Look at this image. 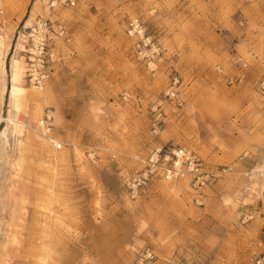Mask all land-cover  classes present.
<instances>
[{"label":"rangeland","instance_id":"rangeland-1","mask_svg":"<svg viewBox=\"0 0 264 264\" xmlns=\"http://www.w3.org/2000/svg\"><path fill=\"white\" fill-rule=\"evenodd\" d=\"M52 1L32 23L58 19L72 42L58 44L37 119L48 114L63 145L37 137L25 78L26 115L10 116L8 95L0 96V264H37L44 248L47 264H137L147 249L182 264H250L264 250V199L256 188L240 196L237 175L199 195L179 180L131 197L122 180L138 156L164 144H184L211 164L243 158L264 167V96L256 88L264 0ZM38 2L0 0V37L10 35L5 83ZM133 17L163 47L154 77L131 55ZM241 61L244 81L227 84Z\"/></svg>","mask_w":264,"mask_h":264},{"label":"built area","instance_id":"built-area-1","mask_svg":"<svg viewBox=\"0 0 264 264\" xmlns=\"http://www.w3.org/2000/svg\"><path fill=\"white\" fill-rule=\"evenodd\" d=\"M74 6L76 0H53L55 5ZM126 34L132 40L131 55L140 63L151 77H154L164 63V52L161 43L149 34L144 23L138 18H130L126 24ZM26 42L24 50L25 82L35 87L43 86L52 76L54 66L58 62V44L69 45L72 35L67 27L58 19L37 17L25 31ZM235 76H226L229 85L244 81L247 64L240 62ZM216 70L221 72V68ZM257 91L264 96V75L256 83ZM126 99V95L122 96ZM40 125L51 135L52 124L50 116L44 114ZM52 139H54L51 136ZM55 140V139H54ZM55 149H60L62 143L50 142ZM138 167L123 177L122 185L131 197L141 196L161 182H176L186 180L192 193L199 195L216 181L226 175H237L240 180L239 194L245 196L253 188L259 190L264 199V167L243 158L227 164H211L184 144H164L150 149L145 155L138 156ZM250 264H264V250L253 256ZM137 264H182L175 257L158 258L149 249L139 254Z\"/></svg>","mask_w":264,"mask_h":264},{"label":"bare ground","instance_id":"bare-ground-1","mask_svg":"<svg viewBox=\"0 0 264 264\" xmlns=\"http://www.w3.org/2000/svg\"><path fill=\"white\" fill-rule=\"evenodd\" d=\"M47 0H41L38 4H34L29 12V16L26 20V27L32 24L33 19L38 14H44L48 12V6H46ZM7 35L0 37V96L8 95L7 98V109L8 114L13 117L17 116L19 113L26 115L28 100L27 95L29 93L27 87L24 84V75H25V60L23 55H19V52L24 50V43L26 42V35L23 32H20L17 40L15 42V47L13 54L10 59L9 74H8V83H5V68H4V56L6 53V41ZM32 86V85H31ZM34 87L30 93L32 101L33 113L29 117L31 119V124L38 135L37 137L44 141V144L48 142H54L55 140L51 138L46 132L44 126L39 123L41 120L37 116H40L43 113L42 99H43V87ZM29 98V97H28ZM30 106V105H29ZM9 120V119H8ZM27 138V136H26ZM21 143V142H20ZM21 144H18L20 146ZM23 145V144H22ZM50 146V145H49ZM50 154L55 156L59 153L54 150H49ZM79 156V154L77 155ZM45 234V233H44ZM45 236V235H44ZM49 257V250L44 248V251L39 255L37 264H47V259Z\"/></svg>","mask_w":264,"mask_h":264},{"label":"crops","instance_id":"crops-1","mask_svg":"<svg viewBox=\"0 0 264 264\" xmlns=\"http://www.w3.org/2000/svg\"><path fill=\"white\" fill-rule=\"evenodd\" d=\"M41 0H39V2H40ZM38 2V3H39ZM37 3V4H38ZM7 35V38H6V41H7V44H6V51L8 50V44H9V42H10V35L9 34H6Z\"/></svg>","mask_w":264,"mask_h":264}]
</instances>
